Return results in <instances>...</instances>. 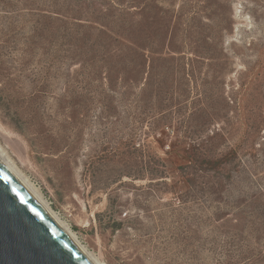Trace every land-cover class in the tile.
Wrapping results in <instances>:
<instances>
[{"label":"rangeland","instance_id":"374dc122","mask_svg":"<svg viewBox=\"0 0 264 264\" xmlns=\"http://www.w3.org/2000/svg\"><path fill=\"white\" fill-rule=\"evenodd\" d=\"M0 149L104 264H264V0H0Z\"/></svg>","mask_w":264,"mask_h":264},{"label":"water","instance_id":"95a60500","mask_svg":"<svg viewBox=\"0 0 264 264\" xmlns=\"http://www.w3.org/2000/svg\"><path fill=\"white\" fill-rule=\"evenodd\" d=\"M0 264H91L1 161Z\"/></svg>","mask_w":264,"mask_h":264},{"label":"bare ground","instance_id":"6f19581e","mask_svg":"<svg viewBox=\"0 0 264 264\" xmlns=\"http://www.w3.org/2000/svg\"><path fill=\"white\" fill-rule=\"evenodd\" d=\"M0 161L5 167L18 179V181L28 190V192L34 197V199L40 204V206L47 212V214L53 219V221L60 227V229L66 234V236L72 241V243L79 249V251L85 256V258L91 264H104L96 259L91 253H89L84 246H82L70 229L57 217L55 212L45 202L40 195L39 191L34 188L30 182H28L22 173H20L16 167L11 163L5 153L0 149Z\"/></svg>","mask_w":264,"mask_h":264},{"label":"trees","instance_id":"16d2710c","mask_svg":"<svg viewBox=\"0 0 264 264\" xmlns=\"http://www.w3.org/2000/svg\"><path fill=\"white\" fill-rule=\"evenodd\" d=\"M105 61V60H104ZM110 73V72H109Z\"/></svg>","mask_w":264,"mask_h":264}]
</instances>
